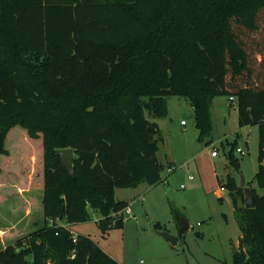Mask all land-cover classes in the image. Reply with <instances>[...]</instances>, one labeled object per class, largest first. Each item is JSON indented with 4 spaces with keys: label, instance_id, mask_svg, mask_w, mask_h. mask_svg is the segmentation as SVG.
Returning <instances> with one entry per match:
<instances>
[{
    "label": "trees",
    "instance_id": "trees-1",
    "mask_svg": "<svg viewBox=\"0 0 264 264\" xmlns=\"http://www.w3.org/2000/svg\"><path fill=\"white\" fill-rule=\"evenodd\" d=\"M171 96L194 108L199 140L217 97L235 100L240 128H258L256 207L233 178L224 189L245 249L232 264H264V0H0V173L10 153L24 162L18 132L36 143L43 215L0 264H119L70 227L88 207L103 232L121 227L129 205L116 189L161 182L163 138L149 117H166ZM65 149L75 177L56 156Z\"/></svg>",
    "mask_w": 264,
    "mask_h": 264
},
{
    "label": "rangeland",
    "instance_id": "rangeland-1",
    "mask_svg": "<svg viewBox=\"0 0 264 264\" xmlns=\"http://www.w3.org/2000/svg\"><path fill=\"white\" fill-rule=\"evenodd\" d=\"M166 100L168 115L159 119L149 117L163 138L160 160L165 167L161 182L155 186L142 182L137 187L116 189V198L126 201L132 210V216H125L121 227L103 232L97 223L102 218L100 213L88 207V221L70 228L78 236L90 237L119 264H232L234 250L245 253V249L240 244L241 233L230 192L223 189L219 198L218 191L233 178L244 198L243 176L247 187L263 194L256 182L258 128H240L237 103L217 97L211 109L209 134L198 140L191 104L178 96ZM16 135L22 137L19 147L24 152V162H15L18 156L10 153L9 167L1 169L0 194L7 200L0 203V249L33 230L35 222H43L41 182L39 170L35 169L38 157L34 153L31 168L32 144L23 133ZM237 149H242L243 154H238ZM213 151L217 157L212 156ZM232 157L238 160L237 166ZM169 168L173 171L169 172ZM189 176L194 180L188 181ZM172 209L189 223L190 229L185 233H180ZM161 233L178 238L177 244L165 240Z\"/></svg>",
    "mask_w": 264,
    "mask_h": 264
},
{
    "label": "water",
    "instance_id": "water-1",
    "mask_svg": "<svg viewBox=\"0 0 264 264\" xmlns=\"http://www.w3.org/2000/svg\"><path fill=\"white\" fill-rule=\"evenodd\" d=\"M149 131H155V128L150 127ZM201 136V131H198L197 139L199 140ZM56 156H58L61 159V162L66 169V171L72 176L75 177V166H74V160H75V152L72 149H65V150H59L56 152ZM241 188L243 189L244 196H245V207L247 209H254L256 207V199L254 197V194L252 192V189L247 187L245 178L241 176ZM180 226L182 231H188L190 229L189 223L185 219H181ZM161 237H163L165 240L171 242L173 245H176L178 242V238L171 236L168 233H161ZM243 255L244 250L241 252Z\"/></svg>",
    "mask_w": 264,
    "mask_h": 264
},
{
    "label": "built area",
    "instance_id": "built-area-1",
    "mask_svg": "<svg viewBox=\"0 0 264 264\" xmlns=\"http://www.w3.org/2000/svg\"><path fill=\"white\" fill-rule=\"evenodd\" d=\"M230 100H231L232 103L235 102V100L233 98H230ZM237 153L242 155L243 154V150L242 149H237ZM212 156L213 157H216L217 156V153L215 151H213L212 152ZM172 171L173 170L169 168V172H172ZM193 179L194 178L192 176H189L188 177V181H192ZM185 187L186 186L184 184L181 186V188H183V189ZM124 215L126 216V218L132 216V210H131L130 206L124 211ZM74 241H75V238H74Z\"/></svg>",
    "mask_w": 264,
    "mask_h": 264
},
{
    "label": "crops",
    "instance_id": "crops-1",
    "mask_svg": "<svg viewBox=\"0 0 264 264\" xmlns=\"http://www.w3.org/2000/svg\"><path fill=\"white\" fill-rule=\"evenodd\" d=\"M183 123V122H182ZM217 157V156H216ZM194 180V179H193ZM223 187H222V190H220V191H218V196H219V198H221V193H222V191H223ZM61 225H64L65 226V224L64 223H61ZM73 232V231H72ZM74 233V232H73ZM75 234V233H74ZM76 235V234H75Z\"/></svg>",
    "mask_w": 264,
    "mask_h": 264
}]
</instances>
